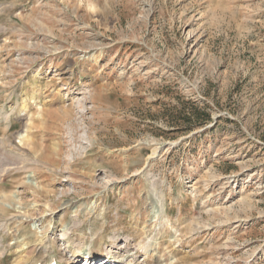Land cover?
Masks as SVG:
<instances>
[{"label": "rangeland", "instance_id": "obj_1", "mask_svg": "<svg viewBox=\"0 0 264 264\" xmlns=\"http://www.w3.org/2000/svg\"><path fill=\"white\" fill-rule=\"evenodd\" d=\"M100 259L264 264V0H0V264Z\"/></svg>", "mask_w": 264, "mask_h": 264}, {"label": "bare ground", "instance_id": "obj_2", "mask_svg": "<svg viewBox=\"0 0 264 264\" xmlns=\"http://www.w3.org/2000/svg\"><path fill=\"white\" fill-rule=\"evenodd\" d=\"M9 199V198H8ZM11 202V201H10ZM118 236H115V237H113V238H110V241H109V243H111V244H115L118 240ZM117 240V241H116ZM87 249V251H90L89 249H88V247H81L79 250H82V249ZM109 256V255H108ZM108 259L110 258V257H107ZM112 258V257H111ZM53 262V261H52Z\"/></svg>", "mask_w": 264, "mask_h": 264}, {"label": "trees", "instance_id": "obj_3", "mask_svg": "<svg viewBox=\"0 0 264 264\" xmlns=\"http://www.w3.org/2000/svg\"><path fill=\"white\" fill-rule=\"evenodd\" d=\"M194 105V104H193ZM186 113V111H184ZM186 116H189L191 119H195L196 118V113L191 112V113H186Z\"/></svg>", "mask_w": 264, "mask_h": 264}]
</instances>
